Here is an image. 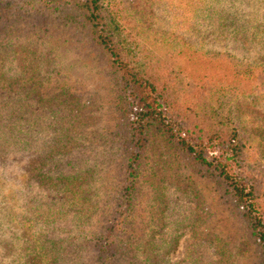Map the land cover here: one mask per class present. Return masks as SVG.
<instances>
[{"label": "rangeland", "instance_id": "374dc122", "mask_svg": "<svg viewBox=\"0 0 264 264\" xmlns=\"http://www.w3.org/2000/svg\"><path fill=\"white\" fill-rule=\"evenodd\" d=\"M34 1L3 0L1 4L10 5L8 12L13 16L5 29H21L9 37L20 43L21 63L40 64L39 87L30 90L31 82H20L7 91L0 88V106L25 96L24 116L33 119L31 111L47 115L51 104L56 105L58 97L63 99L64 87H69L67 93L82 103L78 110L84 129L72 144L84 151L92 149L90 154H94L93 150L104 146L101 125L105 121L111 125L117 115L113 100L118 86L110 80V68L98 59L95 48L88 41H76V29L84 28L57 10L49 14L47 23L42 16L34 18L33 12L28 13ZM109 7L122 45L132 50L130 64L152 71L158 85L172 84L177 95L174 106L183 121L197 123L200 133L208 136L226 139L236 134L243 148L240 168L256 184L253 200L264 229V84L260 83L264 0H110ZM28 29H34L32 34L28 35ZM52 32L55 35L46 40ZM28 47L32 48L30 56L25 53ZM62 60L69 64L63 78L56 79L54 72L44 78L50 72L47 65L58 67ZM37 93L53 95V99L36 103ZM59 123L57 118L28 123L40 130L35 138L37 149L32 150L31 142L26 149L8 144L0 148V264H48L50 253L57 255L55 264L89 256L84 249L88 231L101 226L104 204L85 203L81 197L69 205L73 190L60 189L44 178L47 172L41 163L47 147L57 154L56 142L64 141L58 135ZM70 127L73 133L77 121ZM41 143L44 151L39 149ZM213 149L210 153L222 152L218 146ZM141 150L146 182L137 192L135 207L145 216L135 218L142 220V228L148 223L147 232L156 240L152 246L165 254L164 264H264V245H259L250 223L217 178L187 163L177 144L157 126L151 127ZM101 175L98 171L92 181L74 180V188L80 195L98 192L94 197L98 199L105 188H95ZM57 239L63 247L55 252L51 241Z\"/></svg>", "mask_w": 264, "mask_h": 264}, {"label": "trees", "instance_id": "16d2710c", "mask_svg": "<svg viewBox=\"0 0 264 264\" xmlns=\"http://www.w3.org/2000/svg\"><path fill=\"white\" fill-rule=\"evenodd\" d=\"M2 1L0 0V88L4 87L7 91L14 84L31 82L30 90H36L40 77V64L21 63L20 43H14L16 40L11 42L10 40L14 38H9L10 34L21 29H13V31L5 29L13 16L8 12L10 5L6 2L1 4ZM27 1L30 3L32 0ZM34 2L37 7L32 3L28 12H33L34 18L42 16V22L47 23L51 20L48 18L49 14L57 10L66 19L74 20L77 26H82L84 29H76L75 34H78L76 41H88V45L95 48L94 52L98 59L110 68L108 72L111 75L110 80L118 86L113 100L117 115L111 125L109 121L101 125L100 136L104 146L100 150H93L94 154H90L92 149L84 151L78 145L72 144L74 139L81 137L83 133L80 124L82 115L78 110L82 103L75 94L67 93L69 87H64L61 92L63 99L58 97V103L56 102L54 106L51 104L47 115L31 111L29 114L34 115L33 119L24 116L27 109L25 96L17 97L12 104L4 101L0 106V148L3 149L8 144L18 149H26V144L29 146L31 142L32 150L37 149L35 138L40 130H33L28 123L36 120L53 121L57 118L60 121L58 135L64 141L56 142L58 145L54 148L57 154H51L52 147H47L46 158L41 163L47 172L44 178L49 182L52 180L60 189L73 190L69 205L72 199L81 201V197L85 203L93 200L94 203L101 201L104 204L100 211L101 226L88 231L90 237L84 249L89 256L86 255L84 260L72 257L70 264L71 262L73 264H164L165 254L152 246L156 240L147 232L148 223L145 222L142 228L139 224L142 220L135 218L136 215L145 216L135 204L137 192L146 182L144 179L146 174L142 168V165L146 164V159L141 149L145 146L146 137L152 126L160 128L164 134H167L169 141L177 144L181 157L187 163L198 165L218 179L229 197L242 211L247 223H250L259 245H264V229L260 228L261 217L253 200L256 184L242 173L240 167L244 162L243 148L236 134L233 133L226 139L208 136L200 133L201 129L197 127V123L186 124L183 121L179 109L174 106L177 95L173 93L172 84L166 85L163 81L158 85L152 77V71H144L130 64L128 56L132 50L122 45V39L119 38L121 32L113 27V17L109 15L112 12L109 7L110 0H35ZM40 2L44 3L38 5ZM99 25L101 28L98 27ZM28 30L30 35L34 29ZM54 35L53 32L49 36L46 34V40ZM31 49L28 47V53H25L29 55ZM48 52L51 55L53 53L52 50ZM11 54L13 57H10ZM39 54L37 52V55ZM67 65L69 64L63 60L55 65L58 67H53V63H50L47 65L50 66V72H46L44 78L51 72L57 76L56 79L63 78V70ZM262 78L260 83L264 84V76ZM52 96L46 97L37 93L34 101L50 103ZM192 104L196 105L197 101L193 100ZM76 121L77 127H74L76 130L70 133L71 123ZM215 146H218L222 152L210 153ZM39 149L44 151V143L40 144ZM223 152L226 156H223ZM229 158L231 161H228ZM98 171H102L103 175L95 188L104 185V195L98 199H94L98 192L92 194L84 192L80 195L74 188L76 187L74 180L92 181ZM75 218L76 216L71 222ZM109 236L112 237V241L105 243ZM51 243L53 247L55 246V252L63 247V242L59 239ZM40 247L45 248L44 245ZM35 249L41 248L35 246ZM142 251L145 255L141 258ZM151 251L153 254L150 253ZM56 260L57 255L50 253V258L45 262L55 264ZM66 262L64 261L65 264ZM60 263L63 264L62 261Z\"/></svg>", "mask_w": 264, "mask_h": 264}]
</instances>
